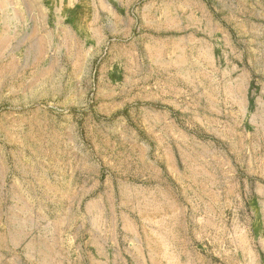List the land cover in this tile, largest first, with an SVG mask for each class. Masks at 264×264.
Returning a JSON list of instances; mask_svg holds the SVG:
<instances>
[{
    "label": "rangeland",
    "instance_id": "obj_1",
    "mask_svg": "<svg viewBox=\"0 0 264 264\" xmlns=\"http://www.w3.org/2000/svg\"><path fill=\"white\" fill-rule=\"evenodd\" d=\"M58 1L0 45V264H264V0Z\"/></svg>",
    "mask_w": 264,
    "mask_h": 264
},
{
    "label": "crops",
    "instance_id": "obj_2",
    "mask_svg": "<svg viewBox=\"0 0 264 264\" xmlns=\"http://www.w3.org/2000/svg\"><path fill=\"white\" fill-rule=\"evenodd\" d=\"M55 1L59 3L58 0ZM65 3L69 5L71 0H65ZM46 12L44 0H0V45L3 50H11L12 32L15 28L21 25L24 32V28L27 29L26 23L31 21L35 31L41 20L47 17L44 15Z\"/></svg>",
    "mask_w": 264,
    "mask_h": 264
}]
</instances>
